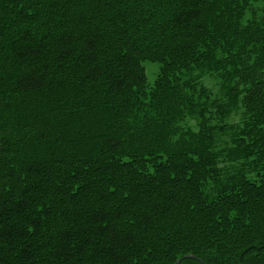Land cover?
<instances>
[{
	"label": "trees",
	"instance_id": "trees-1",
	"mask_svg": "<svg viewBox=\"0 0 264 264\" xmlns=\"http://www.w3.org/2000/svg\"><path fill=\"white\" fill-rule=\"evenodd\" d=\"M257 1L0 0V264H264Z\"/></svg>",
	"mask_w": 264,
	"mask_h": 264
},
{
	"label": "rangeland",
	"instance_id": "rangeland-1",
	"mask_svg": "<svg viewBox=\"0 0 264 264\" xmlns=\"http://www.w3.org/2000/svg\"><path fill=\"white\" fill-rule=\"evenodd\" d=\"M252 8L255 10L256 17H262V9L264 8V3L257 1L252 4ZM252 17V10H248L245 15V20L250 19ZM142 66L145 71L147 86L151 88L156 81L159 73H160V65L156 62L146 61L142 62ZM182 80L187 82H192L196 84V90L200 87L206 88L211 98H216L215 96H220V79L216 76L215 73H211V71H193L190 74L182 75ZM187 89V88H186ZM243 120V109L242 106H239L234 109L231 114L226 117L223 121H219L216 119V115L211 118L210 124H221L223 128V133L218 135L217 142L215 144V150L220 151L223 148H229L233 146L232 138L233 133L237 132L239 127L242 125ZM183 129H191L192 131L196 132L198 128V118L188 116L185 120L181 123ZM239 162H229L227 159L220 157L219 166L224 169L223 172H232L239 167ZM252 177V175H248ZM211 185L207 186L209 189ZM180 259V258H179Z\"/></svg>",
	"mask_w": 264,
	"mask_h": 264
},
{
	"label": "water",
	"instance_id": "water-1",
	"mask_svg": "<svg viewBox=\"0 0 264 264\" xmlns=\"http://www.w3.org/2000/svg\"><path fill=\"white\" fill-rule=\"evenodd\" d=\"M188 257H189V258H196L195 256L190 255V254L184 256V258H188ZM181 259H182V258L176 260V262H175L174 264H178V263L181 261Z\"/></svg>",
	"mask_w": 264,
	"mask_h": 264
}]
</instances>
